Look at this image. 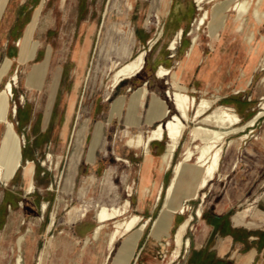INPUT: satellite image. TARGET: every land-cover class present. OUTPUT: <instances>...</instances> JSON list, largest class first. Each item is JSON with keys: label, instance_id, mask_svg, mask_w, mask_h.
<instances>
[{"label": "rangeland", "instance_id": "374dc122", "mask_svg": "<svg viewBox=\"0 0 264 264\" xmlns=\"http://www.w3.org/2000/svg\"><path fill=\"white\" fill-rule=\"evenodd\" d=\"M253 1L252 12L246 16L242 30L235 28L237 11L230 9L226 12L227 25L219 37L213 38L209 22L216 0L204 1L203 9L208 10L210 18L201 26H197V19L204 10L197 9L195 0H0V66L6 57L12 60L0 83V92L13 74L18 75L17 81L12 79L13 93L8 97L9 119L7 108L4 119L0 120L7 128L0 150L5 138L14 144L9 122L22 140L21 165L15 174L9 175L7 182L0 179V208L11 214L7 225L6 221L4 225L0 222V264H112L119 246L130 233L119 237L111 251L107 239L114 228L113 220L106 223L98 239L91 237L102 206H122L126 200L130 206L119 219L140 215V225L133 231L148 221L137 249L132 248L136 252L128 264H209L210 256L216 259L214 248L220 242L231 247L230 238L224 235L232 232V252L255 247L259 254L254 264H264V115L253 127L226 137L215 178L199 189L195 197L183 201L189 205L185 212L179 213V207L170 211L175 218L169 235L158 238L152 235L156 219L166 208L164 199L173 166L182 157L190 129L201 123L193 119L195 101L199 104L202 98H208L215 101V106L232 107L241 117L238 125L264 110V19L260 24L253 19L257 0ZM157 12L159 19L155 16ZM34 16L39 23L34 36L39 50L32 60L18 62L10 52L19 46L16 36L22 25ZM179 29H183V35L177 48L171 51L175 56L168 57L167 47ZM131 31L133 39L127 34ZM252 32L255 34L249 43ZM194 35L198 36L196 45ZM194 45L195 49L188 55ZM31 50L28 42L21 60H27ZM141 50L147 51L146 62L138 76L147 78L164 66L179 78V69L183 68L180 83L195 99L190 118L185 120L186 131L174 164L168 169H163L161 162L166 141L151 142L148 154L143 147L131 148L125 144L128 133L142 131L147 135L159 123L145 124L153 110L146 102L136 107L131 100L138 86H129L131 79H127L105 99L114 68ZM48 52L44 81L40 88H30L28 75ZM40 65L43 64L36 66ZM172 73L165 76L168 116L180 113L168 94L174 90ZM119 98L123 104L116 115L113 105ZM85 122L90 123V130L79 143V129ZM98 124H102L106 139L96 148V160L92 163L88 153ZM245 133L248 136L242 137ZM118 157L127 161L117 160ZM74 158L79 160L71 171ZM31 165L34 171L27 174L26 168ZM160 169V174H164L162 180ZM201 169L194 159L190 161L178 178L175 194L184 193L186 188L194 192ZM31 179L35 186L28 192ZM26 198L36 213L26 209ZM224 199L227 216L222 225L217 224L221 228L219 234L203 237L206 231L203 221H211L223 208L220 203ZM44 203H48L45 211ZM199 209L201 215L197 213ZM244 209H248L246 218L243 223L235 224L231 218ZM53 214L54 224L48 230ZM190 216L191 223L178 246L177 231ZM232 223L236 228H231ZM23 234L25 240L20 252L18 239ZM200 244L202 248L198 249ZM19 254L21 263H18Z\"/></svg>", "mask_w": 264, "mask_h": 264}, {"label": "bare ground", "instance_id": "6f19581e", "mask_svg": "<svg viewBox=\"0 0 264 264\" xmlns=\"http://www.w3.org/2000/svg\"><path fill=\"white\" fill-rule=\"evenodd\" d=\"M198 8L203 9V3L205 0H195ZM212 1V0H209ZM253 0H243L238 2L237 0H216L214 9L211 13V19L209 22V33L210 36L213 38L220 36V31L227 25V14L226 12L230 9L237 11L236 20V29L242 30L244 28V23L246 20V16L252 12L253 7ZM264 0H257L255 3V8L252 13V17L257 24L262 23L264 19V9L262 8ZM161 5V4H160ZM130 7L132 5L130 4ZM203 14L197 19V26H201L206 24V20L210 18L209 12L206 9H203ZM171 12V11H170ZM157 19L160 18L159 13L155 14ZM164 20V19H163ZM159 29V28H158ZM32 26L29 28L27 32L26 38L20 39L18 41V45L21 48L22 54H25L26 48L29 42V38L31 37ZM49 31V30H48ZM191 32V31H190ZM132 39L134 38L133 32L127 33ZM254 32H252L248 36V42L253 38ZM183 35V29H179L177 31V35L173 38L169 44L171 49H176V44L178 39L181 38ZM195 45L198 42V36L194 35L192 38ZM192 41V42H193ZM156 40L152 42L154 44ZM250 43V42H249ZM194 47H190L188 50V55L193 52L195 49ZM35 45L31 52L29 53V58L34 55L36 51ZM141 48V47H140ZM147 51L141 50L135 56H133L130 60L122 63L118 67H115L116 62L113 65V72L110 75V81L107 85V88L110 90L108 91L105 99H108L110 96L111 90L115 89L119 84L127 79H132L134 76L138 75L145 67V56ZM131 54V52H129ZM191 58V57H190ZM188 59V58H187ZM12 60L6 59L0 69V80L2 76H4L9 69L11 68ZM44 64L40 66H35L33 70L28 75V82L29 84H33L37 82L40 75H43L44 72ZM172 70L169 68H165L164 66H160L157 74L160 77H165L170 75ZM173 81L171 83L173 87V91H168V94L172 97L174 101L175 108L181 113L178 114L174 113L172 116H168L170 113L169 107L164 104L162 110L159 114V123L156 127H153L147 131V135H144L142 131L133 134L128 133L125 136V144L131 148H140L143 147L145 152L149 153V144L151 142H160L166 141L165 150L161 155V162L163 165V169H168L173 166V159L175 153L181 143V140L184 137L186 131V122L185 120H189L190 118V109L192 103L195 101L194 98L190 97L189 94L186 93L187 87L180 83L178 75L176 72L172 73ZM18 75L15 73L13 74L12 79L17 81ZM7 81L4 89L0 92V120L4 119L8 108V101L7 97L12 95L13 93V80ZM147 93L146 87H140L134 91V96L137 101L140 102L143 98H145ZM24 96H22V99ZM123 98V97H122ZM119 98V100L115 101L113 105L114 111L117 112L119 107L122 106L123 100ZM121 100V102H120ZM215 101L210 100L208 98H202L199 104L195 101L196 113L193 119L200 121V124L193 126L189 131V138L188 142L185 145V148L182 153L181 159L173 166L174 172L173 176L170 180L169 185L166 188V194L164 199V204L166 206L165 210L161 214V216H172V212L174 209H179V213L182 211H186L189 208V205L184 206H173L174 201L177 197H175L176 192V185L179 176L188 165L190 161L194 159V163L197 167L201 169V176L198 179L197 187H195V191L191 192L186 188L183 190L184 193H178L177 196L180 194L186 195V198H190V196L195 197L197 195V191L199 189H203L210 184V182L215 178L216 173L219 171L220 168V159H221V152H222V145L226 140V137L230 134L240 132L247 127H253L256 121L264 115V110H260L257 112L253 118L244 122L243 124L238 125L241 122V117L239 114L234 111V109L230 106H222V105H213ZM264 105V102L262 103ZM213 109V110H211ZM13 111H16V106H13ZM167 117V118H166ZM165 119V120H164ZM164 120V121H163ZM213 125L214 127H210ZM10 131L14 134V144H11L6 138L2 143V147L0 150V179L6 180L7 182L8 177L10 174L14 173L18 166L21 165V138L15 132V127L12 122H9ZM90 130V123L85 122L81 128L79 129L78 134V142L81 143L87 136ZM246 130V129H245ZM248 136L246 133L243 134L242 137ZM94 139L91 143L90 152L88 153V159L92 163L96 160L94 152L97 147H99V143L103 145L105 142L106 137L104 136V130L102 124H98L96 131L94 133ZM82 146V145H81ZM81 154V152H80ZM79 154V155H80ZM78 155V157H79ZM77 158V157H76ZM74 158L71 163L70 169L71 171L76 166L78 159ZM117 160L127 161L122 157H118ZM173 163V164H172ZM69 169V170H70ZM34 171V166L31 165L26 168V173L31 174ZM72 183V181H71ZM191 185L193 184L190 183ZM34 183L31 179L29 182L28 192H32L34 189ZM185 189V188H184ZM194 190V189H193ZM190 193V194H188ZM127 199V198H126ZM147 203V202H146ZM48 204V203H47ZM47 204L44 203L42 205V210L45 211L47 209ZM130 206V201L126 200L125 204L122 206H114V207H107L102 206V208L97 212L96 221L97 225L93 229L92 239H98L102 229L106 225L108 221H114V228L111 232H109L108 239H107V247L109 251L112 250L115 242L118 240L119 237L132 232L138 225H140L139 221L141 219L140 215L134 214L128 218L119 219L120 216H124L127 211L128 207ZM69 208V207H68ZM74 210V209H73ZM72 210V211H73ZM172 211V212H170ZM248 209H244L243 211L237 212L233 220L235 224L243 223L244 219L247 216ZM71 213V211H70ZM198 215L202 214V210H198ZM44 215V214H43ZM192 215V214H191ZM55 215L52 216V221L48 225V230H50L54 224ZM148 221H144L139 230L133 233L125 242L119 253L115 256L113 264H128L132 257L134 249L138 242L141 239L143 230L145 229ZM189 223V219H187L178 229L176 234V243L178 246L181 245L183 234L186 230L187 224ZM170 220H163V218L159 219L157 225L159 230V235L164 230H168L170 227ZM163 230V231H162ZM25 240V235L23 234L18 239V245L20 247V252L23 248V242ZM89 240V238H88ZM52 241V240H51ZM179 253V249L175 252L177 256ZM45 254V250L41 253V259L43 260ZM109 255V254H108ZM107 255V256H108ZM106 256V259L108 258ZM22 255L19 254L18 263H21Z\"/></svg>", "mask_w": 264, "mask_h": 264}, {"label": "crops", "instance_id": "0c3cea01", "mask_svg": "<svg viewBox=\"0 0 264 264\" xmlns=\"http://www.w3.org/2000/svg\"><path fill=\"white\" fill-rule=\"evenodd\" d=\"M37 23L38 22H37V20H35V16H34L33 19H31L30 21H28L27 23H24L22 25V30L16 36V38H18V40L26 38L27 32L29 31V28L32 26V31H31V37H30V40H29V44H30V46L32 48L34 47L35 44L37 45L36 46V51L34 52V55L32 57L28 58L27 60H24V61L21 60V48H20V46H18L14 50L12 49V52H10V54L13 55L17 59L18 62H26L28 60H32L37 55V51L39 50V43L37 41H35V39H34L35 30L37 28ZM154 43H156V42H154ZM178 43L179 42H177V44ZM167 50H168V57L175 56V53L174 52L171 53V51L172 50H175V49H171L170 46H168L167 47ZM48 58H49V52L46 53V56L43 59V61L41 63H39V64H44V67L45 68H44V72L42 73L43 75H40L38 81L37 82H34L33 84H29V82H28V86L30 88H40L41 83L44 81L43 79L46 76V65H45V63L48 60ZM6 59H9V57H6L4 59V61L2 62L1 66H0V69H1V67L3 65V63L6 61ZM39 64H35V66L36 65H39ZM11 66H12V64H11ZM157 71H154L151 76H148L149 78L148 77L147 78H141V76L136 75V76H134L131 79L130 84H129V86L130 85L138 86V88H140V87H146V89H147V93H146L145 98H143L142 100H140V102L135 99L134 92H133V94L131 96L132 97L131 100L132 101L134 100V102L136 103V107H141L143 105V103H145V102L148 103V105L151 107V109L153 110V113L151 114V116L147 117L146 120H144L145 121V124H148V125L160 121V119L158 117H159V114H160V112L162 110V107H163L164 104L167 105V102L164 99L165 98L164 92L168 88L167 81H166L165 77H160L157 74ZM6 74L4 76H2V78L0 80V83H2V81L5 78ZM179 74H180L179 81L181 82V79L183 78V75H184L183 68H180L179 69ZM182 82H184V81H182ZM7 101H8L7 118L9 119V109L11 108V104H10V100L8 99V97H7ZM4 127H5V130L3 131ZM6 129H7L6 128V125L3 122H0V145H1V141L3 139V136H4L5 132H6ZM21 155H22V149H21ZM161 172H162V169L159 170V174ZM14 174H13V176H14ZM13 176L10 179H12ZM159 176H161V178H160L161 180L164 178V174H160ZM160 184H162V183H160ZM177 194L174 195L175 197H177L176 198L177 202L175 200L173 206H183V205H186L185 203H183V201L192 198V196H190V198H186V196H184L182 194L181 195L179 194L178 196H177ZM188 194H190V193H188ZM142 205H143V203H142ZM220 207H223V208L220 209L218 211V213H216L213 217H211V221H209V222L203 221L204 224H205V226H206V228H205L206 231L204 233H202V236L204 235L205 237H207V236L212 235L213 233L219 234V232L221 230V228L219 226L222 225V222L226 221V216H227L226 215L227 201L225 199H224V201L222 203H220ZM153 209L154 208H152V211H153ZM179 215H181V214H179ZM10 217H11V214H9V212H7V215H6V225H7V222L10 220ZM176 217L177 218H181L182 216H176ZM161 218H163V220H165V219L170 220L171 224H170V227H169L168 230H164V231L162 230L163 232L161 233V235H159V230H158L157 223H158L159 219H161ZM174 218H175V216H173V215L172 216H159L156 219L157 220L156 221V224L152 227V235L154 237H156V238H158V237H164V236L169 235L170 230H171L172 225H173ZM187 219H189V223L187 224V226H188L191 223L190 221L192 219V216H190ZM231 219L233 220V218H231ZM231 228L232 229L236 228V225L232 223L231 224ZM137 231L130 232V235L128 237H126L123 240V242L121 243V245L119 246L116 255L119 253V251L123 247L124 242L133 233H135ZM143 232H144V230H143ZM142 235H143V233H142ZM224 236H227V237L230 238L229 241L231 243L229 242V244H230L231 247H229V245L223 244V242L222 243L220 242V245H218V246H216V248H214V249L217 250V252L215 253V258L216 259L222 260L225 264H254V262H255V260H256V258L258 256V254H259L258 249H256L255 247H251V248H249V249H247L245 251H241L240 253H238V251L232 252V249L231 248H232V245H233V242H234V237H233L234 234L232 232V233H227ZM249 238L254 239V237H252V235H250ZM227 240H228V238H227ZM137 246H138V244H137ZM137 246H136V249H137ZM201 248H202V244L199 245V248L198 249H201ZM136 249L134 251V254L136 252ZM229 252H231V254L228 256V253ZM249 257H251V259H249ZM112 264H113V262H112Z\"/></svg>", "mask_w": 264, "mask_h": 264}, {"label": "trees", "instance_id": "16d2710c", "mask_svg": "<svg viewBox=\"0 0 264 264\" xmlns=\"http://www.w3.org/2000/svg\"><path fill=\"white\" fill-rule=\"evenodd\" d=\"M30 199L26 198L24 202L26 203V209H28L30 212L33 211L36 213V210L34 206L29 203ZM6 215H7V210L6 208H0V222L2 225H4L6 221ZM209 264H225L222 260L219 259H214L212 256L209 257Z\"/></svg>", "mask_w": 264, "mask_h": 264}]
</instances>
